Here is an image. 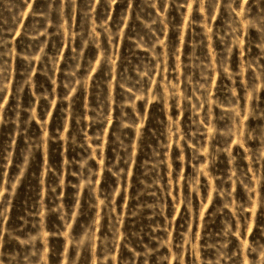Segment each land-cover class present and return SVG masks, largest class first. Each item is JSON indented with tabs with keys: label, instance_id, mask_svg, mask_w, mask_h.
I'll return each instance as SVG.
<instances>
[{
	"label": "rangeland",
	"instance_id": "374dc122",
	"mask_svg": "<svg viewBox=\"0 0 264 264\" xmlns=\"http://www.w3.org/2000/svg\"><path fill=\"white\" fill-rule=\"evenodd\" d=\"M0 264H264V0H0Z\"/></svg>",
	"mask_w": 264,
	"mask_h": 264
}]
</instances>
